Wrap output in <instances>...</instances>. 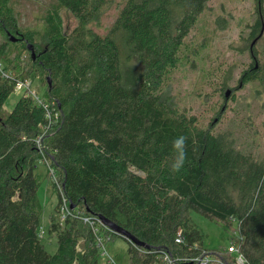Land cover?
Instances as JSON below:
<instances>
[{"label":"trees","instance_id":"16d2710c","mask_svg":"<svg viewBox=\"0 0 264 264\" xmlns=\"http://www.w3.org/2000/svg\"><path fill=\"white\" fill-rule=\"evenodd\" d=\"M13 1L0 0V264H99V237L105 247L127 241V264H169L164 253L182 264L176 259L203 251L234 264L225 246L204 247L192 212L226 229L234 219L246 264H264V155L217 132L214 121L203 125L165 92L208 0H54L41 29L21 27ZM255 1L257 29L264 0ZM114 5L109 31L98 33L91 23ZM62 10L76 20L73 29ZM250 50L239 87L264 88V63ZM33 77L46 87L43 105L25 89L7 111L18 82ZM179 135L188 137V158L173 172ZM48 184L56 203L44 230L39 192L46 197ZM85 219L106 221L114 233L95 232ZM41 229L56 241L53 253ZM179 229L184 244L175 242Z\"/></svg>","mask_w":264,"mask_h":264},{"label":"rangeland","instance_id":"374dc122","mask_svg":"<svg viewBox=\"0 0 264 264\" xmlns=\"http://www.w3.org/2000/svg\"><path fill=\"white\" fill-rule=\"evenodd\" d=\"M118 1L120 0H114V4ZM53 2L54 0L13 1L19 25L23 28L41 29L43 16ZM262 8L264 10V2ZM116 15L114 5L99 22H93L91 26L98 33L105 34ZM258 15L255 0H208L186 38L184 55H187V59L173 71L165 92L177 108L195 115L203 125L214 121L217 132L229 131L236 137V143L240 147L264 155V88L259 82H252L241 88L238 84L241 75L253 61L254 56L250 50L253 45L259 63H264V27L256 29ZM61 16L66 30L76 26V20L68 11L62 10ZM253 33L257 39L251 38ZM225 78L227 84L221 91ZM30 80L27 87L19 92L16 89L10 96L5 104L7 111L13 108L25 89L29 90L28 93L35 92L44 98L46 87L40 78L33 77ZM224 91L230 94L234 92V100L229 98V94L228 100L224 102ZM49 185L46 197L43 189L39 192V197L45 204L42 215L44 230L47 216L56 203L55 195H50ZM192 217L206 235L204 247L226 248L229 245L232 230L210 221L198 212H192ZM44 230L43 243L53 253L56 241L49 239ZM127 248V241L121 238L108 242L105 247L107 253H101L99 264H109L110 258L115 264H127Z\"/></svg>","mask_w":264,"mask_h":264},{"label":"built area","instance_id":"2783aa9c","mask_svg":"<svg viewBox=\"0 0 264 264\" xmlns=\"http://www.w3.org/2000/svg\"><path fill=\"white\" fill-rule=\"evenodd\" d=\"M31 81V80H30ZM30 81H26V82H18V85L16 86V89L20 90L23 89V87H27L30 83ZM39 104L43 105V100L42 98L36 94L35 92H30L29 93ZM48 117L50 118V115L48 114ZM39 141V140H38ZM53 181L55 183H57V179L55 178V176L53 175ZM58 185V183H57ZM58 187H60L58 185ZM86 222H88L92 228L94 229L95 232H99L98 228H100V226H104L105 228H107L110 232L109 237L114 233V230L109 229L108 227H106L104 225V223L98 222V224L96 222H93L92 220L89 219H85ZM232 224L233 226L228 229V230H232V235L229 239V245L225 248V250L234 258V264H246V259L244 257V254L241 251V245H243V241L244 239L242 238L241 234H240V230L235 222L234 219H232ZM40 233L42 235V229L40 230ZM98 242L100 245V248L102 249L103 252L107 253V250L105 249V246H103L102 244V239L99 237L98 238ZM175 242L177 244H184L185 242V237L183 235V230L179 229L175 238ZM197 244H194V247L197 248ZM164 258V261L168 262L169 264H173V260L171 258V256L168 253H164L161 255ZM176 260H182V264L191 262H197L198 264H226L221 258L215 256V255H211V254H206V252L203 251V254L201 256H195L192 258H186L184 259H180L177 258ZM109 264H115V262L112 261V259H109Z\"/></svg>","mask_w":264,"mask_h":264},{"label":"clouds","instance_id":"9594fccd","mask_svg":"<svg viewBox=\"0 0 264 264\" xmlns=\"http://www.w3.org/2000/svg\"><path fill=\"white\" fill-rule=\"evenodd\" d=\"M187 144L188 137L179 135L172 140L173 157L171 159V170L179 172L187 161Z\"/></svg>","mask_w":264,"mask_h":264},{"label":"water","instance_id":"95a60500","mask_svg":"<svg viewBox=\"0 0 264 264\" xmlns=\"http://www.w3.org/2000/svg\"><path fill=\"white\" fill-rule=\"evenodd\" d=\"M48 84L50 85L51 87V79L49 78L48 79ZM230 94V92H226V97H228V95ZM142 175V173H140ZM105 224H108L110 225L109 223H107L106 221L104 222ZM121 235H123L124 237H126L127 239H129L131 242L135 243V244H138V245H142L141 243H139L134 237H132L131 235L125 233V232H122ZM185 264H193L191 262H188V263H185Z\"/></svg>","mask_w":264,"mask_h":264}]
</instances>
